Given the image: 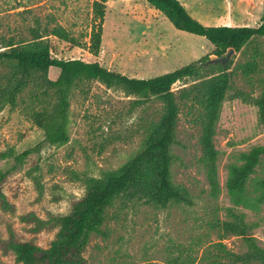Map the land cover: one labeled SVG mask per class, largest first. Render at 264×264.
<instances>
[{
	"label": "rangeland",
	"instance_id": "rangeland-1",
	"mask_svg": "<svg viewBox=\"0 0 264 264\" xmlns=\"http://www.w3.org/2000/svg\"><path fill=\"white\" fill-rule=\"evenodd\" d=\"M107 1L97 57L86 50L92 0H0V38L29 39L28 29L35 20L41 27L59 25L74 43L48 37L51 57L98 61L107 70L138 79L172 72L212 49L202 37L174 30L163 16L159 20L149 19L150 11L158 12L145 0ZM233 1L191 0V7L186 6L185 10L191 9V18L202 26H221V17L229 18L221 12ZM262 16L264 0H260L253 14L246 16L248 26L243 27H256ZM163 40L183 42L185 54L164 59L154 49ZM204 48L209 50L192 59ZM253 49L263 50L264 38L254 39L234 54V62L241 61ZM5 69L0 66L1 71ZM57 74L58 69L51 67L47 77L54 80ZM235 84L246 89L239 79ZM180 87L181 83H175L171 91ZM132 100L120 90H107L97 82L73 88L68 97V141L57 147L42 141L41 132L22 115L23 105L12 110L3 107L0 152L12 149L15 154L29 153L1 184V192L12 210H0V242L7 238L9 228L17 240L31 241L42 249L48 246L56 230L46 226L35 233L33 224L21 217L31 213L46 221L49 216L67 214L72 201L83 194L84 178H95L103 171L116 169L139 148L142 128L149 120L157 119L161 103L150 98L141 106L131 107ZM175 131L171 181L187 190L191 205L172 203L157 209L142 203L121 206L115 200L106 210V219L100 227L103 235L91 234L88 238L83 254L87 264H170L174 260L201 264L206 256L216 253L212 245L219 241L225 250L241 254L246 247L240 237L219 240L218 230L211 227L216 219L227 220L225 208L243 214L250 227L248 234L264 249V204L254 201L259 194L254 182L264 179V158H260L249 176L241 196H230L225 189L228 166L239 165V155L251 148L264 147V125L256 124L255 109L238 101L222 103L213 137L214 148L219 152L216 162L219 193L215 198L208 194L203 168L198 162V130L188 122L183 108ZM12 165V159L0 161V170ZM0 264H16L13 254H4L0 249Z\"/></svg>",
	"mask_w": 264,
	"mask_h": 264
},
{
	"label": "trees",
	"instance_id": "trees-1",
	"mask_svg": "<svg viewBox=\"0 0 264 264\" xmlns=\"http://www.w3.org/2000/svg\"><path fill=\"white\" fill-rule=\"evenodd\" d=\"M169 22L173 29L202 37L211 46L209 54L172 72L150 79L129 78L103 68L98 61L79 59L60 60L51 57L48 37L73 44L69 33L59 25L42 27L35 20L28 29L29 39L0 38V111L3 107H21L22 115L42 134V141L49 146H62L68 141V97L73 88L89 82H97L105 89L120 90L125 97H132L131 107H138L150 98L161 103L156 120H149L142 128L139 148L116 169L103 171L98 177L83 180V194L72 201L67 214L49 216L43 221L29 213L21 217L33 224L32 231L49 226L55 234L44 249L31 241L15 239L11 230L0 242L4 254L12 253L16 264H87L83 258L91 234L103 235L100 230L106 219V210L115 200L121 206L142 203L157 209L169 204H185L191 201L187 190L172 183L170 166L173 161L171 148L175 143L176 122L180 109H185L188 122L198 130V162L203 168L208 194L215 198L219 193L216 162L219 152L214 148L213 137L222 103L238 101L255 109L256 124L264 125V49H253L241 61L234 62V54L251 44L256 38H264V16L256 27H227L200 25L188 16L177 0H145ZM107 0H92L91 20L87 52L97 57L101 47V33ZM231 49L232 53L222 67L219 64L204 66L209 56L219 58ZM58 69L54 80L47 77L49 68ZM241 80L246 89L236 86ZM181 83L175 92L172 85ZM24 93L27 95L24 96ZM29 151L15 154L12 149L0 152V161L12 159L14 165L0 170V210L11 211L12 206L1 192V184L11 171L23 164ZM264 147L251 148L239 155V165L227 168L226 192L241 196L245 183L253 174ZM254 186L259 194L256 204H264V179ZM227 220H214L212 228L218 230L220 239L240 237L245 252L234 254L219 242L212 247L216 253L206 256L201 264H264V249L256 245L248 232L243 214L225 208ZM170 264H193L172 261Z\"/></svg>",
	"mask_w": 264,
	"mask_h": 264
},
{
	"label": "crops",
	"instance_id": "crops-1",
	"mask_svg": "<svg viewBox=\"0 0 264 264\" xmlns=\"http://www.w3.org/2000/svg\"><path fill=\"white\" fill-rule=\"evenodd\" d=\"M179 2V4L182 6V8L184 9V11L188 14V16L191 17V9L186 11V6H190L191 7V0H177ZM260 4V0H246V1H242V0H234L231 4L227 5V9H225L223 12H221V14L224 15H229V18H224L221 17V21H219L221 26H227V27H243V26H248V22L247 21V15L249 14H253L255 12L256 6ZM217 6V5H216ZM226 8V7H225ZM216 11V8L214 10V12ZM150 13L152 15H150ZM150 13L148 14L149 16H151L149 19H157L159 20V18H161V16H163L162 14L158 13H152L150 11ZM216 13V12H215ZM220 13V12H218ZM207 14L210 15L212 14L211 11H207ZM206 15V17L208 16ZM232 16L234 18H232ZM217 25V24H214ZM175 30V29H174ZM177 31V30H176ZM180 32V31H177ZM184 33V32H181ZM187 34V33H185ZM165 40H163V43L158 44L154 47V49L156 51H158L160 53V56L163 57L164 59H167L168 57H173L176 55H183L185 54L184 51V47L185 44L183 42H174V43H165ZM184 45V46H182ZM208 46H210L208 44ZM211 48V46H210ZM208 49H203L200 50L202 52H199V56H195L192 59H196L199 58L200 56H202L203 54H205ZM198 53V52H196ZM138 77V76H137Z\"/></svg>",
	"mask_w": 264,
	"mask_h": 264
},
{
	"label": "water",
	"instance_id": "water-1",
	"mask_svg": "<svg viewBox=\"0 0 264 264\" xmlns=\"http://www.w3.org/2000/svg\"><path fill=\"white\" fill-rule=\"evenodd\" d=\"M232 53V50L229 49L224 56H221L219 58H212V59H208L203 65H211V64H219L222 67L226 64V62L228 61L230 55Z\"/></svg>",
	"mask_w": 264,
	"mask_h": 264
}]
</instances>
